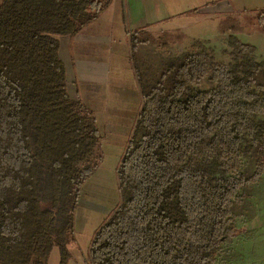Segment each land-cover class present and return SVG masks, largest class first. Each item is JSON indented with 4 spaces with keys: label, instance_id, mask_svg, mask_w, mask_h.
<instances>
[{
    "label": "trees",
    "instance_id": "trees-1",
    "mask_svg": "<svg viewBox=\"0 0 264 264\" xmlns=\"http://www.w3.org/2000/svg\"><path fill=\"white\" fill-rule=\"evenodd\" d=\"M109 2L0 3V264H47L54 247L66 258L104 136L93 109L69 93L60 37L81 33ZM245 14L218 24L236 50L231 69L195 38L201 49L177 58L147 49L187 40L180 30L130 35L141 104L117 168L120 204L95 233L88 264L215 262L240 192L264 172V67L237 36L264 33V11L253 28ZM209 73L214 87H189Z\"/></svg>",
    "mask_w": 264,
    "mask_h": 264
},
{
    "label": "rangeland",
    "instance_id": "rangeland-1",
    "mask_svg": "<svg viewBox=\"0 0 264 264\" xmlns=\"http://www.w3.org/2000/svg\"><path fill=\"white\" fill-rule=\"evenodd\" d=\"M109 1V7L104 13L108 12L113 3V0ZM233 1L236 10L240 11L236 13H247L242 15L243 24L253 28L249 25L256 22L255 17L264 10V4L257 2L253 5V0ZM254 7H262L263 10H253ZM117 10L118 17L111 25L114 38L108 37L111 42H106L107 47L111 49L107 62L110 68V79L107 85L94 92L97 96L94 103L90 104L104 136L101 148L103 161L83 185L79 204L74 214V232L67 236L65 243L66 258L63 259L59 247H54L47 264H88L89 249L95 233L120 204L117 168L132 134L141 100L133 69L134 61L131 58V52L129 58L126 38L124 41L120 35L125 31L127 34L131 33L132 28L128 25L129 22L125 16L122 19L119 18V15L123 14V6L119 5ZM221 19L215 21L214 18L208 23L203 22L191 29L180 30L189 38L172 45L170 49L158 47L147 49L157 56L177 58L186 52H196L201 49V47L192 46L191 40L195 38L204 44L202 47L208 49L216 63L231 69L236 63V50L229 45L227 35H221L218 31ZM105 20H109V16H106ZM106 24L105 22L104 25ZM161 32L152 33L157 36ZM253 34L252 29L250 32L240 33L237 36L241 41L255 45L253 41L257 38ZM67 40H73L74 50L77 42L72 37H60L61 48H64ZM258 44L262 47L256 52L257 61L264 67L263 33L258 36ZM210 76L209 73L208 79L198 84L190 82L189 87L200 91L211 89L215 84L209 80ZM261 121L264 122V116ZM240 194L239 204L242 209L240 213H236L232 232L221 243L213 264H264V172L255 184Z\"/></svg>",
    "mask_w": 264,
    "mask_h": 264
},
{
    "label": "crops",
    "instance_id": "crops-1",
    "mask_svg": "<svg viewBox=\"0 0 264 264\" xmlns=\"http://www.w3.org/2000/svg\"><path fill=\"white\" fill-rule=\"evenodd\" d=\"M257 2L264 4V0H253V5ZM119 5L123 6V14L122 16L120 14L119 18L125 16L132 28L131 33L127 34L125 31L124 34H120L128 43L129 58V39L134 31L147 30L157 33L162 30H187L238 11L233 0H113L107 13L72 37L77 42L74 50L73 40H67L64 48H61L60 41V56L66 67L69 93L72 97L82 99L89 107L96 99L97 95L94 92L107 85L110 79L107 62L111 49L107 47L106 42H111L108 37L114 38L111 25L118 17ZM253 10L263 8L254 7ZM106 16H109V20H105ZM260 33L263 32L256 31L253 34L257 38L253 41L257 51L262 47L258 44ZM116 52L117 50L114 54Z\"/></svg>",
    "mask_w": 264,
    "mask_h": 264
}]
</instances>
